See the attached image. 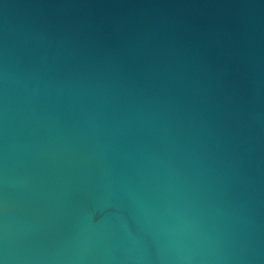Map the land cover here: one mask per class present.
<instances>
[{"label":"water","instance_id":"95a60500","mask_svg":"<svg viewBox=\"0 0 264 264\" xmlns=\"http://www.w3.org/2000/svg\"><path fill=\"white\" fill-rule=\"evenodd\" d=\"M0 264H264V0H0Z\"/></svg>","mask_w":264,"mask_h":264}]
</instances>
